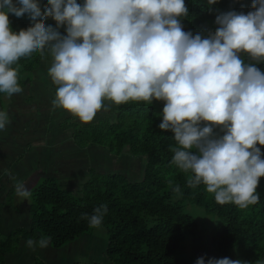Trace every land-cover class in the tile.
Here are the masks:
<instances>
[{
  "label": "clouds",
  "instance_id": "1",
  "mask_svg": "<svg viewBox=\"0 0 264 264\" xmlns=\"http://www.w3.org/2000/svg\"><path fill=\"white\" fill-rule=\"evenodd\" d=\"M206 2L217 12L215 30L194 34L182 23L185 0H0V93L21 94L19 62L39 54L51 60L52 105L82 122L106 101H162L157 127L173 133L170 163L191 174L187 184H203L220 204L254 205L264 177V0H251L247 12ZM10 15L27 16L29 26L14 30ZM10 122L0 110V132ZM12 179L27 201V184ZM172 191L181 194L179 185ZM107 212L102 203L82 218L99 228ZM50 240L25 246L43 249ZM195 264L248 262L201 256Z\"/></svg>",
  "mask_w": 264,
  "mask_h": 264
},
{
  "label": "trees",
  "instance_id": "2",
  "mask_svg": "<svg viewBox=\"0 0 264 264\" xmlns=\"http://www.w3.org/2000/svg\"><path fill=\"white\" fill-rule=\"evenodd\" d=\"M185 3L189 8V16L182 19L185 30L194 34L215 30L217 12L209 11L206 0H185ZM250 4L251 0H218L211 7L219 11L247 12ZM9 18L16 31L30 24L27 16L10 15ZM46 24L55 26L51 18ZM50 62V57L42 58L39 54L21 59V88H32L38 79L46 83L43 75L49 77L45 67ZM258 67L264 68V64ZM3 95L0 93V110H5ZM105 105L94 120L79 124L71 118L73 123H64V129L73 128L72 137L79 150L98 149L118 160L123 156L139 160L141 174L137 178H140L129 180L120 172L91 171L86 193L78 199L60 189L54 178L44 180L31 191V202L27 201V226L12 230L6 236L0 234V264H7L8 255L15 253L28 238L47 235L51 237V249L74 242L93 228L82 215L91 214L102 203L108 207L101 225L108 232L103 253L107 264H195L194 260L179 255L186 236L193 235L198 226L185 213L184 202L203 207L206 213H213L219 219L209 238L220 256L228 257L235 250L238 259L248 264L264 259V177L257 187L258 203L243 209L233 203H217L203 184L189 186L187 180L191 174L170 163L173 153L169 146L175 143L171 138L173 133L162 132L157 127L162 101L153 100L150 105L143 101L120 105L106 101ZM10 114L17 119L15 111ZM258 146L264 152V146ZM175 185L181 188L179 196L172 191ZM9 195L10 191L5 199ZM32 264L46 263L34 260Z\"/></svg>",
  "mask_w": 264,
  "mask_h": 264
},
{
  "label": "rangeland",
  "instance_id": "3",
  "mask_svg": "<svg viewBox=\"0 0 264 264\" xmlns=\"http://www.w3.org/2000/svg\"><path fill=\"white\" fill-rule=\"evenodd\" d=\"M43 78L46 83H40L38 79L32 88H22L21 94L10 98L5 95L2 97L4 109L9 113L11 120L6 130L0 132L2 236L12 230L26 227L29 219L27 201L31 202V199L22 201L16 196L12 177L25 182L31 191L44 180L54 178L60 189L69 191L78 199L86 193L87 183L92 179L91 171L120 172L129 180H134L141 174L140 161L137 159L123 156L118 160L98 149L79 150L80 147L76 144L74 136L72 137L73 128L68 127L65 130L64 123H73L71 118L79 124L87 122L80 121L65 110L55 108L52 100L56 88L50 77L43 75ZM10 111L17 113L16 120L12 118ZM95 117L96 115L93 120ZM54 160H60L56 167L53 165ZM9 191L10 195L5 199ZM184 211L196 220L198 226L193 235L186 236L179 255L194 261L201 256H204L205 260L209 257L223 258L212 248L209 238L212 229L220 222L216 215L206 213L203 207L189 202H184ZM107 240V229L99 227L92 228L60 249H51L50 246L29 249L23 241L20 243L24 244L20 252L23 260L18 263L27 264L30 254L34 253L37 260L46 264H107L103 258ZM228 258L238 259L236 251L231 250Z\"/></svg>",
  "mask_w": 264,
  "mask_h": 264
},
{
  "label": "crops",
  "instance_id": "4",
  "mask_svg": "<svg viewBox=\"0 0 264 264\" xmlns=\"http://www.w3.org/2000/svg\"><path fill=\"white\" fill-rule=\"evenodd\" d=\"M60 161V160H54L53 161V165L56 167V163ZM24 244H21L17 247V250L15 251V253L13 254H9L7 257V264H19V260H23L22 256H20V252L22 251ZM49 247V246H48ZM36 254H30L29 259H28V263L27 264H32L34 260H37L36 258Z\"/></svg>",
  "mask_w": 264,
  "mask_h": 264
}]
</instances>
